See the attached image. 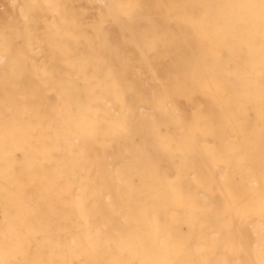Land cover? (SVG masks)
<instances>
[{"label": "bare ground", "instance_id": "bare-ground-1", "mask_svg": "<svg viewBox=\"0 0 264 264\" xmlns=\"http://www.w3.org/2000/svg\"><path fill=\"white\" fill-rule=\"evenodd\" d=\"M0 264H264V0H4Z\"/></svg>", "mask_w": 264, "mask_h": 264}, {"label": "rangeland", "instance_id": "rangeland-1", "mask_svg": "<svg viewBox=\"0 0 264 264\" xmlns=\"http://www.w3.org/2000/svg\"><path fill=\"white\" fill-rule=\"evenodd\" d=\"M3 2H4V0H0V8H1Z\"/></svg>", "mask_w": 264, "mask_h": 264}]
</instances>
